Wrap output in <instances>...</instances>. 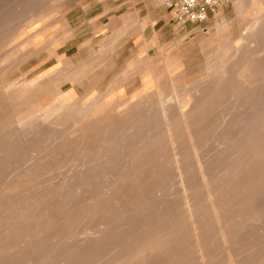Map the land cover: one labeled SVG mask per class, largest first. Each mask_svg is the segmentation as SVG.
<instances>
[{"label":"rangeland","instance_id":"374dc122","mask_svg":"<svg viewBox=\"0 0 264 264\" xmlns=\"http://www.w3.org/2000/svg\"><path fill=\"white\" fill-rule=\"evenodd\" d=\"M130 1L0 0V264H134L125 252L198 264L173 155L192 162L188 130L206 164L226 168L210 189L239 255L264 264V220L248 219L264 210V89L256 119L253 101L233 106L229 93L264 62L263 35L249 36L260 0H226L181 25L169 6V23L155 11L153 27ZM234 114L254 125L230 177L234 158L216 154ZM188 170L200 235L224 264L206 188Z\"/></svg>","mask_w":264,"mask_h":264},{"label":"bare ground","instance_id":"6f19581e","mask_svg":"<svg viewBox=\"0 0 264 264\" xmlns=\"http://www.w3.org/2000/svg\"><path fill=\"white\" fill-rule=\"evenodd\" d=\"M256 6H257L258 11L261 12L262 15L258 16V17H254L253 22L251 23L250 28H249V31H250L249 36L258 37L260 35L261 36L263 35V37H264V0H260ZM252 16H253V14H252ZM248 64H250V62ZM252 67L254 68L255 71H257V73L255 72L253 74V72H252V74H253L252 76L249 74H241V73L237 74V76H239L242 79L243 85L242 84L229 83V93L231 95L230 100L232 101L233 106L235 103H239L241 100H244V99H249V100L253 101V103H252L253 106L251 109H253L252 113H254V118L256 119V117L262 115V111H263L262 109H264V106L262 107V109L259 106H257L259 104L258 99L260 97V93L264 89L263 86H261V84H260V78L262 77V73L264 72V62L263 61L259 62V64L253 65V66L250 65L251 69H252ZM61 78H62V76H61ZM56 79H57V77H56ZM53 83L55 84V82H53ZM30 85H32V83ZM48 85H50V84H48ZM13 86H16L15 82H10L6 85V88L10 89V88H13ZM22 89H23V87H22ZM37 89L38 88H36V90ZM18 93H19V91H18ZM90 98H92V97H90ZM89 100L90 99H88V101ZM186 100H189V97L186 98ZM183 102H184V100L181 101V103H183ZM89 105L90 104H88V106ZM88 106L85 108V110L88 108ZM82 110H84V109H82ZM85 110H84V112H85ZM46 113H47V110L36 111L33 114L31 113L32 115H30V116L33 119L37 118V117H45ZM240 116H241V114H236V115L234 114V116L232 115V117H231L232 120L230 121V123H226L223 125L224 131H222L223 133L221 134V140H220L222 150H220V154L219 153L216 154V155H221L223 153L224 154L226 153L228 156H232L234 158L230 164V167L227 169L228 171L226 170V172H225V175H227V176L230 175V177L232 176V174H234L236 169L241 165V163L243 162V159L246 156L245 152H246V148H247V139L249 137L248 130L250 127H252L254 125L252 123V121L254 122V120H253L254 118L252 120H250V122H249V121L243 120L242 117H240ZM18 123H20V124L23 123V120L20 119L18 121ZM258 127L259 126H257V124H256V126H254V131H256L258 129ZM187 136H188V142L191 145V147L193 149V153H194L193 156L191 157V160H190L192 162L181 161L182 159L180 158V155L178 152H174L173 155H174V159H175L174 160V166L176 169V175H177L179 182H180V185L182 187L183 212H184V215L187 219L189 230L193 234V237H194V250H195V253L197 255V263L198 264H212L211 263L212 261H211V257H209L210 256V252H209V246L210 245L206 241H203V239L200 235L201 232L199 230V225H198L197 220H196L197 208H195L192 205V193L190 192V185L188 183V181H189L188 175L190 173L188 170V166L193 167V169H194L193 174L198 179V183L201 186L206 188L204 194L206 196L207 203L209 204V207H210L209 213L213 216V219H214L215 233H217L219 236V242L218 243H219V251H220V254L222 256V262L224 264H245L247 261H249V258L248 257L243 258L239 255L240 252H238V250H237V244L239 243V241L238 240L235 241L232 238V236H229V234H228V226L232 225V224H229V223H231L232 219H229L228 222H225L226 220L219 215V212L221 210L219 208L220 206L214 204L213 197H214L215 193H214V191H212V189H210V186L216 181V179L220 178L219 174H220L222 168H224V167H222V165H215V164L214 165H212V164L207 165L206 160L196 153V149L198 148V144L193 138L194 133H192V131L188 130ZM168 139H169L170 143H172V144L174 143V139L171 138V136ZM225 169L226 168H224V170ZM225 175L222 177H225ZM262 190H264V189H262ZM258 194H259V192H258ZM258 205L256 204V205L252 206L253 211L249 214L250 216L248 219L252 220V222H255L256 225L259 226L262 224V222L264 220V210ZM135 209H140V208H135ZM99 223L102 224V222H99ZM99 223H97V224H99ZM104 225L105 224H102V226H100V227L99 226L97 227V225L86 226L84 229H82V231L85 230L86 233H88L90 231H96L97 229L102 228ZM99 231H101V230H99ZM162 246L164 247V243L160 242V248L163 249ZM127 251H129V250H127ZM75 252L76 251L74 250L72 253L70 252V254L72 255ZM57 255L59 256L60 254H57ZM121 259H129V261H133L134 264H144V263H146V261L148 263L149 258L147 256H143V254L141 256H137V254H135V253L125 252L123 255H121ZM49 261L50 260L47 259L45 261L39 262L38 264H49ZM163 261L160 263L156 260V261L152 262V264H163L164 263ZM24 263H25V261H24ZM119 263H120V261H119Z\"/></svg>","mask_w":264,"mask_h":264},{"label":"built area","instance_id":"2783aa9c","mask_svg":"<svg viewBox=\"0 0 264 264\" xmlns=\"http://www.w3.org/2000/svg\"><path fill=\"white\" fill-rule=\"evenodd\" d=\"M226 0H172V18L176 24L200 22L214 13Z\"/></svg>","mask_w":264,"mask_h":264},{"label":"crops","instance_id":"0c3cea01","mask_svg":"<svg viewBox=\"0 0 264 264\" xmlns=\"http://www.w3.org/2000/svg\"><path fill=\"white\" fill-rule=\"evenodd\" d=\"M172 0H165V4L164 6H155L154 5V0H140L139 2H141V5L144 7L145 9V15L146 17L149 18L150 23H151V27H153V23H154V12H159V15L157 16V21L163 19V21L165 22V24L169 23V19L167 17V13H166V8L169 7V5L167 4V2H171ZM137 0H131L130 3L132 4V6L134 8L137 7L138 3Z\"/></svg>","mask_w":264,"mask_h":264}]
</instances>
